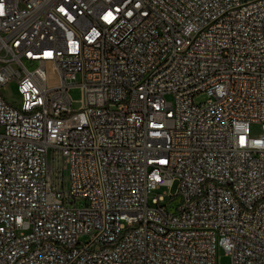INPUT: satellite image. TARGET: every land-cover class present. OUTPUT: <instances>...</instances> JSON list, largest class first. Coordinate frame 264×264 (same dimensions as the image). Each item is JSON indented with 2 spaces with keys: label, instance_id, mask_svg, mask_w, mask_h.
<instances>
[{
  "label": "built area",
  "instance_id": "built-area-1",
  "mask_svg": "<svg viewBox=\"0 0 264 264\" xmlns=\"http://www.w3.org/2000/svg\"><path fill=\"white\" fill-rule=\"evenodd\" d=\"M9 83L0 264H264V0H0Z\"/></svg>",
  "mask_w": 264,
  "mask_h": 264
},
{
  "label": "rangeland",
  "instance_id": "rangeland-1",
  "mask_svg": "<svg viewBox=\"0 0 264 264\" xmlns=\"http://www.w3.org/2000/svg\"><path fill=\"white\" fill-rule=\"evenodd\" d=\"M76 82H80L81 81V74L80 72H78L76 74ZM2 91V93L7 97V99L11 102H18L20 101V96L17 92V86L15 83H9L7 84L6 86L2 87L0 89ZM70 94L73 98L74 101H77L81 98V89L80 88H75V89H71L70 90ZM207 99V95L205 93H200L198 94L196 97H195V101L197 103H203L205 100ZM79 106V104H75L74 105V108H77ZM253 130H255V132H259V126L256 125L254 126ZM176 187L177 185L174 184L171 189H169L168 191L170 192H175L176 191ZM166 188H163L162 190L158 191L160 193H163L164 190ZM156 193V192H155ZM169 199V197H166V201L167 202ZM163 202V203H165ZM80 239L83 241V242H87L89 241V235L88 234H82L80 236ZM218 264H233L232 262V256L226 252L224 249H221L219 251V258H218Z\"/></svg>",
  "mask_w": 264,
  "mask_h": 264
}]
</instances>
